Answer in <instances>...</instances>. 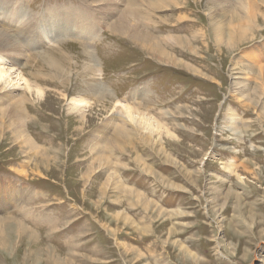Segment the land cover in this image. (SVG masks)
Segmentation results:
<instances>
[{
    "label": "rangeland",
    "instance_id": "rangeland-1",
    "mask_svg": "<svg viewBox=\"0 0 264 264\" xmlns=\"http://www.w3.org/2000/svg\"><path fill=\"white\" fill-rule=\"evenodd\" d=\"M23 1L40 22L30 46L19 40L20 65L5 67L31 90L1 91L0 114L4 95L21 97L36 149L1 120L0 264H264V1L137 0L133 30L184 40L164 56L111 31L126 0ZM53 8L90 13L96 40L80 29L36 45L40 27L62 30L47 27ZM79 98L90 103L81 113ZM117 102L163 129L141 131Z\"/></svg>",
    "mask_w": 264,
    "mask_h": 264
},
{
    "label": "bare ground",
    "instance_id": "bare-ground-1",
    "mask_svg": "<svg viewBox=\"0 0 264 264\" xmlns=\"http://www.w3.org/2000/svg\"><path fill=\"white\" fill-rule=\"evenodd\" d=\"M260 1V0H259ZM264 1V0H262ZM126 8L124 11L120 12V16L118 18V21L116 23H114L112 26V30L114 32L117 33H123V34H127L133 41L140 43V44H144V46L149 47L152 52L158 54V55H163V49L165 47V45H168L169 43L172 44H176V45H180L181 43H184V40L182 38H171L168 37L166 40L160 41V40H156L154 37L152 39L151 36H149L148 34L145 33H140L139 31H135L133 30V27L130 23H134L138 18L137 11L134 8L136 6L137 0H126ZM258 2V1H257ZM153 3L155 4H166L165 0H153ZM239 3V2H238ZM252 3V2H251ZM250 3V4H251ZM257 4V3H256ZM138 6V4H137ZM163 6V5H162ZM243 6V5H242ZM169 7V6H167ZM110 8V7H109ZM108 8V10H109ZM166 8V7H165ZM249 10V9H247ZM87 11V10H86ZM104 11V10H103ZM252 10L248 11V14L250 16ZM47 12H51L53 13V17L50 18V23L48 24V28H50L51 26L55 25V24H60V27L62 30H58L55 31L53 29L50 30V37L46 36L45 34H43V29H41V27L39 28V31L36 32L34 34L33 32V37L34 40L36 41V45L40 44L43 42L44 39H50L49 42L51 41H55V40H59L61 39L60 36L62 37V39H64L63 37L66 38V35H71V33H73L75 30H80V33H84L85 34V39L89 40V42L91 40H96V35H92L93 31L95 30L92 26V28L90 27V24H92L94 21L91 19V15L90 13L88 14L87 12L84 15L78 14L76 13V11H74L73 9H57V8H53L52 10H47ZM250 12V13H249ZM247 13V12H245ZM88 14V15H87ZM46 15V14H45ZM217 15V14H216ZM246 15V14H245ZM244 15V16H245ZM246 15V16H247ZM254 15V14H253ZM89 16V17H88ZM140 17V16H139ZM210 17V16H209ZM242 17V14H241ZM248 17V16H247ZM41 20V18H39ZM220 19V18H219ZM236 19V18H235ZM241 19V18H240ZM243 19V18H242ZM247 19V18H246ZM263 18H261L262 20ZM180 20V19H179ZM221 20V19H220ZM214 21V20H213ZM218 21V20H217ZM236 21V20H235ZM40 22V21H39ZM38 22V18H34L32 17V15H29V13H25L24 10V1L23 0H0V92L11 88L9 86H15V87H21V88H25L26 91L30 92L31 90V85L28 81V79L26 77H24L23 73L20 71L15 75V79H11L10 77V67H5L6 65H20L18 60L20 59V57H22L23 55L22 53V47H20L19 45V40L25 41L27 42V45L30 46L31 43H29L28 39L26 40L25 37L27 38V34L28 32H32V28L35 25H39ZM92 22V23H91ZM220 22V21H219ZM142 23V22H141ZM140 23V24H141ZM213 23V22H212ZM238 23V21H237ZM236 23V24H237ZM247 23V22H246ZM137 24V23H136ZM143 24V23H142ZM210 24V23H209ZM231 24H233L231 22ZM139 25V23H138ZM137 25V26H138ZM214 25V24H213ZM215 25H216V21H215ZM245 25V24H244ZM135 26V25H134ZM219 26V25H218ZM235 26V25H234ZM147 27V25H146ZM149 27V26H148ZM233 27V26H232ZM247 27H249V25H247ZM138 28V27H137ZM142 28V27H140ZM217 28V26H216ZM221 28V26H220ZM219 28V29H220ZM136 29V28H135ZM148 29V28H147ZM214 29V26H213ZM222 29V28H221ZM239 29V28H238ZM249 29V28H248ZM146 30V29H145ZM143 30V31H145ZM215 30V29H214ZM217 30V29H216ZM231 30V29H230ZM11 32H13V34H11ZM146 32V31H145ZM221 32V31H218ZM231 32V31H230ZM234 32V31H233ZM112 34V33H111ZM220 36V33H218ZM224 34V33H222ZM228 34V33H227ZM226 34V35H227ZM116 35V34H113ZM31 36V35H30ZM126 36V35H124ZM127 37V36H126ZM185 38V37H184ZM190 39V38H189ZM228 39V38H227ZM39 41V42H37ZM229 41V40H228ZM231 41V40H230ZM221 42V41H220ZM226 43V42H225ZM189 44V43H188ZM191 44V42H190ZM219 44V42H218ZM41 46V45H40ZM135 46V45H134ZM190 48L192 46L187 45ZM87 47V46H85ZM83 47V50L81 51V54L83 57H86L85 59L88 58V60H92V53H90V51H88L87 48ZM229 47V46H228ZM149 49V51H150ZM185 49V48H184ZM144 50V49H143ZM148 51V52H149ZM10 55H15L17 56L16 58H10ZM25 55V54H24ZM44 55V54H43ZM6 56H9L7 59H5ZM46 55H44L45 57ZM50 56V55H49ZM164 56V55H163ZM19 57V58H18ZM25 57V56H24ZM10 58V59H9ZM46 59H50V57H45ZM52 58V57H51ZM161 58V57H160ZM159 58V59H160ZM29 59V58H28ZM42 59V58H41ZM53 59V58H52ZM66 59V58H64ZM169 59V58H168ZM43 60V59H42ZM55 60V59H54ZM50 62L52 61L51 59L49 60ZM90 61V62H91ZM44 62V61H43ZM42 62V63H43ZM40 63V64H42ZM177 63V62H176ZM53 64V62L51 63ZM57 64V63H56ZM92 64V63H91ZM165 64V63H164ZM171 64V63H170ZM61 65V64H60ZM87 65V64H86ZM93 65L95 66V63L93 62ZM184 65V64H183ZM236 65V63H235ZM11 66V67H12ZM54 66V65H53ZM187 66V65H186ZM89 67V66H88ZM96 67V66H95ZM188 67V66H187ZM234 67V66H233ZM50 68V67H49ZM57 68V67H56ZM60 69V68H59ZM88 69V68H87ZM244 70V68H242ZM54 70V68H53ZM80 70V68H79ZM93 71V69H90ZM12 71V70H11ZM57 71L58 68H57ZM97 70H95L96 72ZM245 71V70H244ZM56 72V71H55ZM62 72V71H61ZM64 72V71H63ZM97 72H101V71H97ZM66 73V72H65ZM93 73V72H92ZM54 74V73H53ZM60 74V73H59ZM66 75V74H65ZM87 75V74H86ZM91 75V74H90ZM82 76V75H81ZM263 76V75H262ZM54 78V77H53ZM57 78V77H56ZM60 78V77H59ZM63 79V78H62ZM61 79V80H62ZM57 80V79H56ZM64 81V80H63ZM87 82V81H85ZM93 82V81H92ZM95 82V81H94ZM62 85V84H61ZM64 85V84H63ZM85 86V85H84ZM93 86V85H92ZM33 87V86H32ZM38 87V86H37ZM86 87V86H85ZM24 89V90H25ZM5 91H3L5 94ZM106 87L102 86L101 82H99V84L97 85V92H96V96L98 98H101V96H104L105 94H107L106 92ZM90 92V91H89ZM95 92V91H94ZM8 93V92H7ZM35 96L38 99H41L43 96V92L42 90H40L39 88L35 89ZM88 94V93H87ZM95 94V93H94ZM8 96V97H7ZM10 96V97H9ZM11 99V101L6 105V108L8 111V114L6 115L5 113L0 114V131H3L4 129V124H3V120L4 118H8V125L7 128L10 129V135L9 138H15V139H22L21 140V145L24 147H29L32 150L36 149V146L32 145V141H29V138H27L26 134H24V127H25V112H24V102L23 99L21 97H14L12 95L11 92H9L7 95H4L2 98H6L5 102L9 101L8 98ZM95 98V96H94ZM103 98V97H102ZM110 98V97H109ZM106 99V98H105ZM3 101V100H2ZM4 102V101H3ZM114 102V101H113ZM102 103V102H101ZM105 103V102H104ZM127 103V102H126ZM89 102L86 99H73L72 100V107L75 111L80 112L79 110H84L85 108H87L89 106ZM104 106V105H103ZM106 106V105H105ZM71 107V106H70ZM101 107V106H100ZM90 108V107H89ZM114 108H120V112H122V114L126 117V119L130 122L133 123L135 126H137L138 128L141 127V131H149L150 133H156L160 127L159 124H157V121L155 122V120H152L153 118L148 117V115H146L145 113H142L139 111V109L137 107H135L134 104L129 105V104H121V103H116L114 105ZM143 108V107H142ZM4 107H0V111L2 110V112L4 111ZM72 109V108H71ZM70 109V110H71ZM72 109V110H73ZM144 109V108H143ZM73 110V111H74ZM82 110V111H83ZM105 110V109H104ZM74 111V112H75ZM145 112V111H144ZM73 113V112H72ZM81 113V112H80ZM148 113V112H147ZM76 115V114H75ZM82 116V115H81ZM85 117V116H84ZM2 120V121H1ZM6 120V119H5ZM128 122V123H129ZM235 122V121H234ZM126 123V122H125ZM129 123V124H130ZM155 123V124H153ZM3 124V127H2ZM82 124V123H81ZM124 124V123H123ZM83 125V124H82ZM126 125V124H125ZM120 126V125H119ZM118 126V127H119ZM140 126V127H139ZM126 127V126H125ZM162 127V126H161ZM6 128V127H5ZM123 128V127H121ZM3 129V130H2ZM126 129V128H125ZM163 129V127L161 128ZM160 129V130H161ZM135 130V129H134ZM116 131V130H115ZM140 131V129H139ZM124 132L120 131V134H122ZM136 132V131H135ZM134 132V134H135ZM159 132V131H158ZM167 132V131H166ZM118 133V132H117ZM129 133V132H127ZM139 133V132H138ZM160 133V132H159ZM124 134V133H123ZM132 134V133H131ZM167 135V134H166ZM116 136V134H115ZM128 136V135H127ZM133 136V135H132ZM118 137V136H117ZM122 137V136H121ZM149 138H151V135L149 136ZM117 139V138H116ZM127 139V138H126ZM129 140V139H128ZM119 141V139H118ZM124 141V140H123ZM145 141V140H144ZM152 141V140H151ZM122 142V141H121ZM125 142V141H124ZM126 144H129L126 142ZM112 145V144H111ZM115 145V144H114ZM151 145V144H150ZM88 148V147H87ZM102 150V149H101ZM36 153V152H35ZM38 153V151H37ZM45 154V153H44ZM45 157V156H44ZM102 157V156H101ZM40 158V157H39ZM43 158V157H42ZM49 159V158H48ZM46 161V160H45ZM105 161V160H104ZM48 162V161H47ZM101 162V160H100ZM137 162V161H135ZM106 163V162H105ZM104 163V164H105ZM139 163V161H138ZM137 163V165H139ZM142 163V160H141ZM144 165V164H143ZM146 167V166H145ZM147 168V167H146ZM22 170V169H21ZM146 170V169H145ZM15 171V170H14ZM149 171V170H147ZM18 173V175L21 176H26V172L22 171H16ZM152 173V172H151ZM114 178V177H112ZM115 179V178H114ZM113 179V180H114ZM113 186V185H112ZM108 187V185H107ZM140 196V195H139ZM137 197V196H136ZM135 198V197H134ZM140 198V197H139ZM143 200V199H142ZM148 202V201H147ZM3 219V218H2ZM1 219V220H2ZM12 221V219H9ZM6 222V219L3 221H0V245H4L5 241L4 238L2 236V229H1V225L3 224V222ZM15 224H17V230L18 232H20L21 230H27L23 227V224L19 223V222H15ZM3 227V226H2ZM7 231V229H6ZM25 232V231H23ZM30 232V231H29ZM8 233V232H7ZM31 233V232H30ZM21 235L23 233H20ZM11 235V234H10ZM24 235V234H23ZM31 235V234H30ZM20 237V236H19ZM32 237V236H31ZM34 237V236H33ZM30 240V239H29ZM35 240V238H34ZM33 242V241H32Z\"/></svg>",
    "mask_w": 264,
    "mask_h": 264
}]
</instances>
